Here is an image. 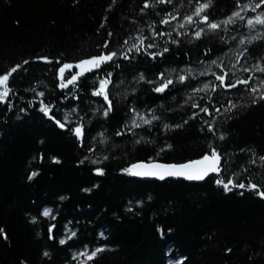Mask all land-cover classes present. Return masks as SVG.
Instances as JSON below:
<instances>
[{
	"label": "trees",
	"instance_id": "1",
	"mask_svg": "<svg viewBox=\"0 0 264 264\" xmlns=\"http://www.w3.org/2000/svg\"><path fill=\"white\" fill-rule=\"evenodd\" d=\"M195 3L196 0H174L173 4L148 9L144 14L140 12L143 0H115V3L113 0H0V70L44 55L75 62L99 53V45L109 39L110 47L120 50L123 40H130L141 30L151 37L152 28L171 32L181 40L177 47L168 37H157L160 48L154 51L167 46L172 53L157 61L143 55L135 56L131 62L121 59L119 68L109 69L113 72L110 98L114 112L108 118L96 111L97 108L102 111L106 102L91 94L94 78L91 73L81 78L76 88L70 86V91L66 90L69 97L79 95L80 99L67 101L57 86L54 66L33 62L25 66L26 72L22 69L14 74L19 89V95L13 98L16 107L13 112L5 113L6 106L0 105V122L7 121L0 123V132L4 133L0 137V227L9 236L7 241L0 237V264H21L22 261L77 264L72 255L84 245L105 244L109 250L101 254L97 264H169L173 257L181 256L188 257L185 264H264V200L248 192L244 196L238 192L225 193L211 176L200 183L172 178L159 182L140 180L120 171L131 163L150 158L165 163L197 160L209 151L208 144L213 143L228 157L226 167L239 180L247 183L251 179L264 184V167L259 160L257 165L249 163L253 152L257 159L264 155V106H247L250 98L243 91L226 92L221 98L225 108L229 99L243 107L239 114L231 113L234 118L227 120L224 109L211 117L201 113L203 119L216 122L217 134L212 135L200 131L202 126L206 128L202 119H190L193 112L199 111L192 103L208 104L210 95L193 94L191 86L212 80L211 76L189 81L187 85L177 84L170 89V94L152 90L160 82V72L175 78L189 66L196 72L205 66L217 71L216 66L208 64L205 48L213 49L209 53L213 59L217 56L224 59L226 54V65L236 63L235 52L241 51L242 46L227 41L233 35L237 41L253 35L237 24L224 34V43L213 34L196 41L191 34L179 36L175 31L176 21L167 26L160 23L167 12L179 14L181 18L191 14ZM234 8L235 0H213L209 12L211 18L222 20ZM105 17L108 21L100 28ZM109 31L114 33L111 38L107 36ZM244 47L250 49L251 55L240 65L250 66L264 56V42ZM240 65L237 75L247 77L249 74L240 71ZM141 73L146 80L139 78ZM103 74L101 70L100 75ZM31 88L45 91L46 102L61 96L55 102L65 114L71 109L63 105L79 106L78 116L89 124L91 136L95 137L87 143L97 151L86 152L75 137L60 130L36 109L19 113L18 109L28 107L34 97L39 99L26 90ZM190 95L193 101L185 103ZM132 107L141 115L149 116L155 109L162 119L150 129V134L144 128H129L124 137L116 136L117 130H124V125L130 124ZM17 114L23 119L17 120ZM56 115L60 118L61 113ZM71 119L75 122L78 117L71 116ZM184 120L188 123L182 128L164 130V124H183ZM133 131L136 136L132 135ZM101 132L104 137L99 135ZM220 132L226 137L223 141L217 139ZM141 138L154 142L135 143ZM101 139H107L108 146L99 144ZM165 143L173 147L157 155ZM105 154L110 159L104 177L91 171L96 165L79 164L85 155L95 159ZM54 156L61 160L60 164L52 161ZM245 167L248 172H244ZM33 171L38 175L29 180ZM84 188H92V192L86 193ZM45 207L58 213L55 220L39 215ZM33 217L39 218L37 223H32ZM51 223L57 225L56 241L49 239ZM159 227L165 228L163 240L157 231ZM169 227L171 233L167 232ZM66 228L78 234V239L69 242L71 247L58 244L67 234ZM101 231L107 239L100 237ZM228 247L233 249L230 254L226 252ZM44 251L51 253V258L44 257Z\"/></svg>",
	"mask_w": 264,
	"mask_h": 264
},
{
	"label": "snow or ice",
	"instance_id": "2",
	"mask_svg": "<svg viewBox=\"0 0 264 264\" xmlns=\"http://www.w3.org/2000/svg\"><path fill=\"white\" fill-rule=\"evenodd\" d=\"M78 2V0H77ZM115 3V0H113ZM174 0H143V6L140 8V12L147 14L148 9H155L161 5L173 4ZM213 6V0H196L194 9L191 14L185 15L181 18L179 14H174L173 12H167V15L160 20L162 25H169L173 21H176L178 27L175 29L179 36H187L191 34L194 40H202L207 34H213L221 41L225 42V33L231 32L233 28L239 24L243 28H246L250 33H253L251 36H245L244 38L237 41L235 35L231 36V39L227 43H238L242 46L241 51H236L234 58L236 63L226 65L224 59L227 58L226 54L224 59L220 56H217L215 59L209 55L213 51L211 48L204 49V55L208 58V64L216 66L217 71H213L211 67L205 66L203 70L198 72L194 71L190 66L185 70H182V74H177L175 78H171L170 75L166 76L165 72L159 73V83L152 89L155 93L159 94H170V89H174L175 85H187L189 81H198L200 77L211 76L213 79L207 82L200 84L199 86H191L193 94L196 93H205L208 95V104H201L199 101H194L192 107L199 109L198 112H193L190 119L197 120L199 117L203 120V125L200 128L201 132L207 131L212 135L217 134V124L214 120L210 121L203 119L201 113L206 116H213L215 114H221L222 109H224L225 119L234 118L231 116V113L239 114V109L243 105H237L235 101L229 99L227 101V108L221 103V98L226 92L236 90L237 92L243 91L247 93L250 98V103L247 106L251 105H261L264 106V56L261 59L250 66L240 65L241 61H246L247 57L251 55L250 49L244 47L246 44H253L256 42H264V0H235L234 10L224 19H213L211 18V13L209 9ZM108 21V17L104 18V23L100 25V28H104L105 24ZM19 21H17V24ZM149 27L152 28L151 23ZM114 33L109 31L107 36L109 38L113 37ZM157 37H168L171 44L180 46L181 40L175 38L171 32L168 31H159L155 28H152L151 37L144 35L141 30L138 35H135L129 39H125L122 42V47L120 50H113L110 47L112 41L106 40L99 47L101 51L97 54L87 56L86 58L79 59L75 62H67L63 57L53 58L47 55L38 56L35 58V61H30L25 59L22 63L15 64L10 68L5 70H0V105L6 106L4 109L5 113L13 112L15 109V96L19 95V89L14 80V74H18L22 69L26 72L27 68L25 66L30 65L33 62H42L46 65L55 67V74L58 81V88L61 90V96L65 101L69 99L79 100L80 96L75 95L69 97L67 91H70V86L76 88L78 82L81 81V78L87 77L89 73L93 74L92 78V92L91 94L95 97H102L103 101L106 102V106L101 111L100 108H97L96 111L101 112L104 118H108L110 114L114 112L113 100L110 98L112 93L110 88L113 85L114 81L112 79L113 72L109 71L110 68H119L120 64L118 61L121 59L123 61L131 62L135 56L143 55L150 58L151 61H157L160 58H164L166 54L172 53V49L164 46L159 51H154V49L160 48L159 43L157 42ZM126 46V50L124 48ZM232 51V49H229ZM223 52V49H221ZM200 64L203 65L204 61H200ZM240 65V71L248 73L247 77H240L237 75L236 69ZM107 66V67H106ZM101 70H103V75H100ZM175 71V70H174ZM260 75H257V74ZM141 80H146L147 78L140 74L139 77ZM148 83H156L155 81L148 80ZM36 94L35 97L29 102L28 107H23L18 109L19 113L27 114L29 108L36 109L39 113L54 123L60 130L70 133L75 139L79 142L81 148H85L86 152L95 153L97 151L96 147L91 146L87 143L88 140H94L95 137L91 136V128L89 124H86L83 117L78 116L79 106L73 108L70 103L63 105L64 108L71 109V112L65 114L57 106L55 100H59L61 96H57L54 101L46 102V93L45 91L37 92L35 88L26 89ZM67 90V91H66ZM22 98V97H21ZM201 99H204L202 96ZM193 101V96L190 95L188 100ZM216 104H220L219 107ZM55 110V111H54ZM56 112H60V118L57 117ZM151 115H141L135 107L131 108L130 124L124 125V130H117L115 132L116 136L124 137L127 134V130L144 128L145 132H149L153 127L158 126L161 121V116L156 115V110H151ZM71 116H77L78 119L74 122L71 119ZM17 120H22L23 117L16 115ZM0 123H7V121H2ZM188 120H184L183 124L177 123L175 125L164 124V130H175L182 128L184 124H187ZM4 135L3 132H0V137ZM101 137H104V133H99ZM133 136H136L137 133L132 132ZM225 135L223 132H220L217 136V139L220 141L225 140ZM152 140H145L143 138L138 139L135 143H153ZM42 143V142H41ZM99 144L108 146L107 139H101ZM173 146L171 144L165 143L163 147L159 149L160 153H163L166 150H170ZM209 151L204 153L200 159L190 160L184 163H165L160 162L155 158H150L145 161H138L136 163H131L130 165L123 167L120 171L122 174L139 177V178H149L155 179L158 181H166L170 178L172 179H183L187 181L195 182H204L210 176L213 179L214 184L221 188L225 193L238 192L240 196H244L245 192L252 193L255 196L259 197L261 200H264V184L259 181H252L249 179V182L239 180L236 173L230 172L226 167L228 163V157L222 154L220 150L213 143L208 144ZM244 151V149H241ZM40 159L43 160V155L40 156ZM110 156L105 154L99 156L95 159L85 155L83 159L79 161V164L84 165L86 162L91 165H96L92 168L91 171L99 177H104L107 174V162L109 161ZM260 162V165L264 167V155H259L258 159L256 153H252V157L249 159V163L252 165H257V162ZM54 163L60 164L61 160L58 157H52ZM247 167L244 168V172H248ZM38 175V172L33 171L28 179L32 180ZM264 178V177H262ZM94 187H99V185H94ZM84 192L91 193L92 188H84ZM64 199V197H61ZM148 199H151L149 197ZM142 205L143 201H139ZM133 211V209H128ZM44 218L49 220H55L58 213H54L53 208L45 207L39 214ZM38 217L32 218V223L38 222ZM57 225L51 223L48 228L49 239L56 241L57 237L54 234ZM160 238L165 239L166 233L164 227H159L157 229ZM172 229L169 227L167 229L168 233H171ZM66 235L58 240L59 245H70V241H75L78 239V234L76 230L72 228H66ZM100 237L107 239L105 232L101 231L99 233ZM0 237L5 241L9 239V236L3 227H0ZM108 246L100 245L96 247H89L84 245L83 248L77 251L72 255V260L77 261V264H97L102 253L108 251ZM227 253H232L233 249L231 247L226 248ZM44 257L51 258V253L48 251L43 252ZM188 260L187 256L173 257L169 264H185ZM21 264H26V262H21Z\"/></svg>",
	"mask_w": 264,
	"mask_h": 264
},
{
	"label": "water",
	"instance_id": "3",
	"mask_svg": "<svg viewBox=\"0 0 264 264\" xmlns=\"http://www.w3.org/2000/svg\"><path fill=\"white\" fill-rule=\"evenodd\" d=\"M134 178H137V179H140V180H145V181H154L155 180V179L139 178V177H134ZM156 181H158V180H156ZM159 182H162V181H159ZM188 182H191V183H200V182H195V181H188Z\"/></svg>",
	"mask_w": 264,
	"mask_h": 264
}]
</instances>
